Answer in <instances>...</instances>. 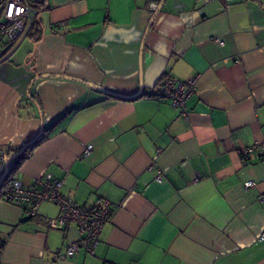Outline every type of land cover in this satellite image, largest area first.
<instances>
[{"label": "crops", "instance_id": "obj_1", "mask_svg": "<svg viewBox=\"0 0 264 264\" xmlns=\"http://www.w3.org/2000/svg\"><path fill=\"white\" fill-rule=\"evenodd\" d=\"M26 1L40 31L0 46V148L24 185L112 214L94 256L66 258L56 205L0 199L2 264H264V158L241 156L264 144V0ZM166 78H197L185 117Z\"/></svg>", "mask_w": 264, "mask_h": 264}, {"label": "built area", "instance_id": "obj_2", "mask_svg": "<svg viewBox=\"0 0 264 264\" xmlns=\"http://www.w3.org/2000/svg\"><path fill=\"white\" fill-rule=\"evenodd\" d=\"M211 0H204L209 2ZM155 6L154 3H152ZM40 10L29 6L26 0H4L0 10V46L2 44L13 46L19 45L27 36L33 21L39 16ZM222 45L223 42L215 39ZM9 46V47H10ZM160 94L169 98L171 105L179 110L180 116L185 117L186 101L197 90V78L187 81H178L173 78H166L160 84ZM93 149L91 144L83 148L81 158L87 157ZM256 154L264 158V144L256 143L241 151L245 159L250 154ZM6 154L0 148V179L6 169ZM161 180V175L156 176ZM62 182L45 175L42 178H35L29 186L24 185L13 176L2 192L1 199L7 203L23 208L26 218H34L37 215L39 206L44 202L53 203L58 208L57 216L50 221L51 226L66 230L74 226L78 237L75 241L67 244L64 257L72 258L80 250L86 255L94 256L99 245V236L103 226L109 221L112 210L110 202L106 199H99L92 209H85L82 205L64 197L61 194ZM256 187L254 180H246L243 183L245 190ZM259 202L264 203V194L259 197ZM259 240H264L262 230ZM5 241L0 238V254ZM1 256V255H0ZM0 264H2L0 257Z\"/></svg>", "mask_w": 264, "mask_h": 264}, {"label": "trees", "instance_id": "obj_3", "mask_svg": "<svg viewBox=\"0 0 264 264\" xmlns=\"http://www.w3.org/2000/svg\"><path fill=\"white\" fill-rule=\"evenodd\" d=\"M39 20L38 17L33 21L30 30L27 34V37L31 38L32 36L36 35L37 32L40 31V26H39ZM6 45V44H2L1 46ZM10 46V45H9ZM11 46L7 49H10ZM28 146V145H27ZM27 146L25 147V149L27 148ZM8 157V156H7ZM24 160V156L23 155H19L15 160H12L9 168H8V172L5 175V177L3 178L1 184H0V199L2 196V192L4 190V188L6 187V185L8 184L10 178L13 176L14 172L19 169L22 161Z\"/></svg>", "mask_w": 264, "mask_h": 264}, {"label": "water", "instance_id": "obj_4", "mask_svg": "<svg viewBox=\"0 0 264 264\" xmlns=\"http://www.w3.org/2000/svg\"><path fill=\"white\" fill-rule=\"evenodd\" d=\"M158 9H159V6H158L157 8H155V11H157ZM89 86L92 87V88H95V89H97V90H100L101 92H104V93H107V94H112V95H114V93L109 92V91L105 90L104 88H101V87H98V86H95V85H91V84H90ZM35 139H36V138L32 139V140L29 142V144H32V143L35 141ZM24 149H25L24 147L21 148V149L19 150L18 153H21ZM15 157H16V156H11V157H8V158L6 159V169H5V172H4L3 177L0 179V184H1L2 180H3V178L5 177V175H6L7 172H8V163H9L11 160L15 159Z\"/></svg>", "mask_w": 264, "mask_h": 264}, {"label": "rangeland", "instance_id": "obj_5", "mask_svg": "<svg viewBox=\"0 0 264 264\" xmlns=\"http://www.w3.org/2000/svg\"><path fill=\"white\" fill-rule=\"evenodd\" d=\"M26 42H24V44L22 45V47L20 48V50L25 46Z\"/></svg>", "mask_w": 264, "mask_h": 264}]
</instances>
